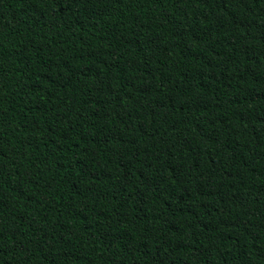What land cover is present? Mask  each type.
<instances>
[{"label": "trees", "instance_id": "16d2710c", "mask_svg": "<svg viewBox=\"0 0 264 264\" xmlns=\"http://www.w3.org/2000/svg\"><path fill=\"white\" fill-rule=\"evenodd\" d=\"M0 264H264V0H0Z\"/></svg>", "mask_w": 264, "mask_h": 264}]
</instances>
